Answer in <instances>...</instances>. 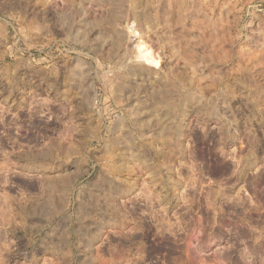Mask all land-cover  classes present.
<instances>
[{
  "label": "rangeland",
  "instance_id": "rangeland-1",
  "mask_svg": "<svg viewBox=\"0 0 264 264\" xmlns=\"http://www.w3.org/2000/svg\"><path fill=\"white\" fill-rule=\"evenodd\" d=\"M0 264H264V0H0Z\"/></svg>",
  "mask_w": 264,
  "mask_h": 264
},
{
  "label": "bare ground",
  "instance_id": "bare-ground-1",
  "mask_svg": "<svg viewBox=\"0 0 264 264\" xmlns=\"http://www.w3.org/2000/svg\"><path fill=\"white\" fill-rule=\"evenodd\" d=\"M138 3H137V7H138ZM141 4H142V2H141ZM135 9H136V6H135ZM135 9H134V11H135ZM141 11H142V9H141ZM135 12H133V13H135ZM137 12H136V14H137ZM139 13H141V12H139ZM138 14L136 16H138ZM132 53H134V59L139 61L141 64L143 63L144 65L154 66V67H156L158 65V57L153 55L151 49L148 46L143 45L142 41H139L138 43H136V45H134V48L132 49Z\"/></svg>",
  "mask_w": 264,
  "mask_h": 264
}]
</instances>
